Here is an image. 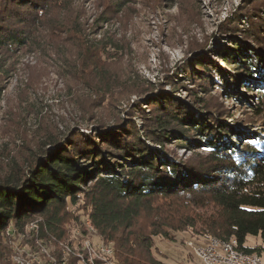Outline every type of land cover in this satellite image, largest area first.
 Returning a JSON list of instances; mask_svg holds the SVG:
<instances>
[{"label":"trees","instance_id":"16d2710c","mask_svg":"<svg viewBox=\"0 0 264 264\" xmlns=\"http://www.w3.org/2000/svg\"><path fill=\"white\" fill-rule=\"evenodd\" d=\"M69 1L0 0V75L14 55L36 44L39 33L61 34L78 51L80 81L89 88V71L98 77L95 97L103 102L97 104L115 108L126 100L120 112L125 118L116 116L109 125L92 113L95 126L86 133L78 126L43 134L24 158L1 154L0 264H12L17 242L39 264H84L78 255L88 261L85 241L110 246L112 264H168L156 238L175 242L180 233L200 243L234 237L240 251L262 257L264 0L246 1L249 7L227 20L224 33L232 44L220 57L232 68L223 97L241 102L236 90L250 93L247 105L260 129L247 133L227 124V114L209 96V80L201 77L209 64H198L193 78L203 84L186 88L188 101L151 83L138 89L129 79L106 78V62L89 44L81 18L70 15ZM256 1L263 8L251 3ZM59 9L65 21L50 24ZM132 95L141 100L129 103ZM170 138L189 156L178 157ZM150 144L159 147L160 157ZM92 263L106 264L97 258Z\"/></svg>","mask_w":264,"mask_h":264},{"label":"rangeland","instance_id":"374dc122","mask_svg":"<svg viewBox=\"0 0 264 264\" xmlns=\"http://www.w3.org/2000/svg\"><path fill=\"white\" fill-rule=\"evenodd\" d=\"M246 1L251 0L69 2L70 15L81 18L89 44H96L98 56L106 62L103 69L106 78L115 76L121 81H134L138 89L151 83L162 87L163 94L168 92L179 100L188 101L186 88L203 84L193 78L198 64H209L211 69L207 75H201L209 80V96L216 99L227 114V124L247 133L260 129L251 105H247L251 103L250 93L238 88L234 98L241 102L223 97L232 68L220 58L221 52L229 53L232 44L231 35L224 33L228 21L234 19L240 8L249 7ZM251 3L263 8L262 2ZM50 17L53 19L49 23L54 24L64 22L66 16L59 9ZM49 36L46 29L39 33L36 44L14 55L8 63V71L0 75V156L9 154L17 159L24 158L29 150L38 148L43 134L67 133L78 126L86 133L95 126L89 118L92 113L109 125L116 116L125 118L120 112L126 100L122 99V105L115 108H110L107 102L104 103L106 107H100L97 103L103 101L95 97L100 85L98 77L89 71V88L84 85L80 81L83 76L76 71L81 63L72 42L66 41L61 34L58 38ZM172 80L176 85L169 84ZM251 83L254 87L258 85L254 81ZM135 87L130 88L136 90ZM136 100L141 99L132 95L129 103ZM138 117L133 119L141 126L142 120ZM169 142L178 157L189 156L188 152L174 146L177 142L174 138ZM150 148L160 157L158 146L150 144ZM190 237L188 233H180L175 242L156 238L157 247L168 257L166 263L202 264L186 246L187 242L198 244L201 240ZM17 243L13 245L12 264L31 259L28 250L17 247ZM187 254L193 259L188 260ZM262 259L264 261V254Z\"/></svg>","mask_w":264,"mask_h":264},{"label":"built area","instance_id":"2783aa9c","mask_svg":"<svg viewBox=\"0 0 264 264\" xmlns=\"http://www.w3.org/2000/svg\"><path fill=\"white\" fill-rule=\"evenodd\" d=\"M85 226L88 231L93 232V228L88 221L85 223ZM32 227L33 225L29 226V228ZM186 246L194 252V255L202 264H264L262 257L257 254L243 253L240 251L238 242L234 237H230L227 240L209 237L198 244L187 242ZM84 249L87 253L88 261H85L80 254L78 255L84 264H93V258L101 259L106 264H112L108 259L113 255L110 246L102 243L93 246L89 241H85ZM33 258L34 256H31V259L28 261L17 262L19 264H30V262L32 264H39L38 258L36 256Z\"/></svg>","mask_w":264,"mask_h":264}]
</instances>
